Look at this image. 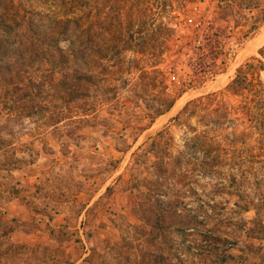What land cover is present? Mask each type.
Instances as JSON below:
<instances>
[{
	"label": "rangeland",
	"instance_id": "374dc122",
	"mask_svg": "<svg viewBox=\"0 0 264 264\" xmlns=\"http://www.w3.org/2000/svg\"><path fill=\"white\" fill-rule=\"evenodd\" d=\"M115 5L0 0V264H264V0Z\"/></svg>",
	"mask_w": 264,
	"mask_h": 264
},
{
	"label": "trees",
	"instance_id": "16d2710c",
	"mask_svg": "<svg viewBox=\"0 0 264 264\" xmlns=\"http://www.w3.org/2000/svg\"><path fill=\"white\" fill-rule=\"evenodd\" d=\"M124 0H115V10L116 12H119L120 14L125 12V8H120V3L123 2ZM135 4V3H132V5ZM128 10L129 8L126 9V14L128 13ZM72 13H74L72 11ZM129 14V13H128ZM75 15L76 17H67L64 21V25H65V28L68 29V26H70L71 24L73 25L72 28H76V29H80V28H84L86 29L87 31H90L92 30V26H93V20L91 19H83V13H77L75 12ZM131 13L129 14V17H128V20H127V28L129 29L130 33H131V36L130 37H133L132 33H137L139 32L140 30H138L137 28L135 29L134 26H133V19L131 17ZM88 17V16H87ZM72 22V23H71ZM110 25V24H109ZM118 25V26H117ZM117 25L114 26V30H116L117 32H120V36H122L121 32L123 31V22L122 20L118 19V22H117ZM81 42V39L80 38H68L67 40V48L70 49V51H73V49L75 48V46H78ZM92 38L87 35L86 39H85V43L87 44V47L88 48H92ZM106 41V44L105 46L108 47V46H113L115 48H117L119 51L120 50H124L127 46L125 45L126 43V40L122 39V38H117L116 40H114L115 42L114 43H111L109 44L108 43V40H105ZM118 41V42H116ZM128 41V39H127ZM145 42L142 41V42H137L136 45H141L139 49L143 50L145 49ZM60 50V49H59ZM62 52V51H61ZM64 55V54H62ZM261 66H262V63H261ZM260 67V66H259ZM251 69H252V63H246L245 65L243 66H240L237 68L236 70V74L234 76V78L231 80V82L227 85L226 89H230V90H235V89H243L245 87H247V85H250L252 84V80H253V77H249L248 76V72H251ZM202 103L201 100H198L195 104H200Z\"/></svg>",
	"mask_w": 264,
	"mask_h": 264
},
{
	"label": "bare ground",
	"instance_id": "6f19581e",
	"mask_svg": "<svg viewBox=\"0 0 264 264\" xmlns=\"http://www.w3.org/2000/svg\"><path fill=\"white\" fill-rule=\"evenodd\" d=\"M184 95H185V94H184ZM184 95H183L181 98H183ZM181 98H180V99H181ZM180 99H179L178 102L174 105V107L171 109V111L174 110L175 108H178V106L180 105V102H181ZM182 101H183V100H182ZM171 111H169V112H171ZM169 112H168V113H169ZM172 112H173V111H172ZM175 112H176V111H175ZM168 113H167V114H168Z\"/></svg>",
	"mask_w": 264,
	"mask_h": 264
}]
</instances>
